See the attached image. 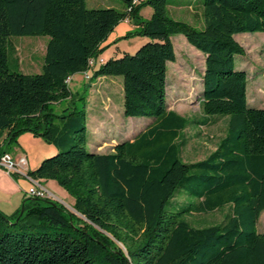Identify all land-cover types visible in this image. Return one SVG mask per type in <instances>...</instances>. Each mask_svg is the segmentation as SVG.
I'll list each match as a JSON object with an SVG mask.
<instances>
[{"label": "trees", "instance_id": "obj_1", "mask_svg": "<svg viewBox=\"0 0 264 264\" xmlns=\"http://www.w3.org/2000/svg\"><path fill=\"white\" fill-rule=\"evenodd\" d=\"M123 1L124 10L90 9L87 0H0V159L12 155L24 132L54 144L58 153L27 176L55 181L82 216L39 197L24 198L23 211L12 216L0 211V264H264L257 229L264 212V108L248 106V74L236 68L245 50L235 39L264 32V0H202V30L171 17V0ZM146 7L153 10L148 19L141 15ZM126 20L137 29L120 39L150 41L94 68L91 61ZM180 34L204 55L202 112L229 118L216 148L190 163L182 158L190 123L167 103L172 37ZM14 36L49 37L42 73L10 70ZM90 71V81L121 76L123 114L153 120L109 153L88 150L85 94L81 109H52L75 99L68 79ZM224 210L218 224L187 220Z\"/></svg>", "mask_w": 264, "mask_h": 264}, {"label": "rangeland", "instance_id": "obj_2", "mask_svg": "<svg viewBox=\"0 0 264 264\" xmlns=\"http://www.w3.org/2000/svg\"><path fill=\"white\" fill-rule=\"evenodd\" d=\"M169 6L170 16L188 22L194 27L204 29L203 8L199 2L202 0H171ZM190 4V5H189ZM88 8L114 7L118 10L125 9L123 0H87ZM153 10L146 7L142 11L145 19L151 17ZM136 26L128 20L121 22L115 34L105 45L108 47L94 62L97 67L106 59L119 58L125 52L134 55L139 48L150 41L149 38L135 35L122 38L127 32H134ZM119 39V40H118ZM235 39L245 50L243 56H237L236 68L248 74V106L264 108V32L241 33ZM48 36H14L8 45L9 68L12 72L23 74H40L44 64ZM176 53V61L168 63L167 71V103L170 110H174L188 119L190 126L184 131L187 145L182 149V158L185 162H197L204 159L214 150L217 142L227 130L228 117L220 115H206L202 112L200 101L203 93L202 74L204 71V55L192 46L184 35L172 37ZM92 71L87 76L83 73L75 74L69 86L75 96L74 100H65L52 105V109L60 114L67 108H83V101L78 100L83 94L87 97V127L88 150L97 153H109L113 146L145 130L152 122L149 118L126 117L123 114V78L102 77L89 80ZM89 84V85H88ZM88 88L84 91L85 86ZM216 119L208 126L199 124L205 119ZM192 122H195L192 124ZM16 150L26 151V171L37 168L40 163L58 153V148L40 137H35L31 132L20 135ZM23 175V174H21ZM10 182L6 177L0 178V207L7 216H12L18 211H23V195L29 198L28 191L34 183L24 175ZM41 182V181H40ZM55 182V181H54ZM46 184L45 182L42 185ZM56 185H58L56 183ZM45 186V185H44ZM59 186V185H58ZM62 188L61 186H59ZM63 189V188H62ZM68 197H62L57 191L48 189L53 201L63 204L78 217L82 216L74 209V198L64 189ZM178 201L187 203L189 196H178ZM170 208V205L167 206ZM227 210L215 211L210 214H198L187 217L193 226H210L223 220ZM258 232L264 234V212L257 226Z\"/></svg>", "mask_w": 264, "mask_h": 264}, {"label": "built area", "instance_id": "obj_3", "mask_svg": "<svg viewBox=\"0 0 264 264\" xmlns=\"http://www.w3.org/2000/svg\"><path fill=\"white\" fill-rule=\"evenodd\" d=\"M95 61H91V65L94 64ZM86 76L88 73H84ZM72 77L68 79V84L70 82ZM26 164H27V159L23 156L20 157L18 160H15L14 157L11 154H5L1 159H0V165L8 171V173H19V174H24L26 177L30 178L27 176L25 173L26 171ZM32 183H34V186H31L29 191L27 192L30 197H39V198H50L49 196L51 193L48 192L47 187L42 185L40 181L34 180L30 178Z\"/></svg>", "mask_w": 264, "mask_h": 264}, {"label": "crops", "instance_id": "obj_4", "mask_svg": "<svg viewBox=\"0 0 264 264\" xmlns=\"http://www.w3.org/2000/svg\"><path fill=\"white\" fill-rule=\"evenodd\" d=\"M143 11V10H142ZM142 11H141V15H142ZM143 16V15H142ZM117 29H118V26L116 27V29L114 30V32H116L117 31ZM112 34H115V33H112ZM110 35L109 36V38H111V36H113V35ZM109 38H108V40H109ZM106 44V43H105ZM104 78V77H103ZM216 148V147H215ZM214 148V149H215ZM25 153H26V151L24 150V151H22V150H20L19 152L16 150L15 152H13L12 153V156L14 157V159L15 160H18L20 157H25ZM27 169V168H26ZM35 169V168H34ZM24 175V174H23ZM22 175V176H23ZM7 178L10 182H12V183H14V181L13 180H15V179H13L12 178V176L10 175V173H8V171H6L4 168H1L0 169V178ZM24 178H28V177H26L25 175H24ZM28 180L30 181V182H32L31 180H30V178H28ZM41 181V183H43V182H45L46 184H44L45 185V187H47V189H53V190H55V191H57L60 195H62V197H68V194L64 191V189H62V188H60L58 185H56V182H54V181H45V180H40ZM25 198V196L23 195V197H22V199H24ZM0 209L2 210V207H0ZM2 211H4V210H2ZM5 212V211H4Z\"/></svg>", "mask_w": 264, "mask_h": 264}]
</instances>
